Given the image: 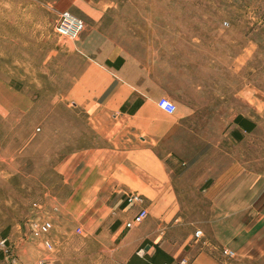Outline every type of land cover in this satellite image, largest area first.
Returning <instances> with one entry per match:
<instances>
[{
	"label": "crops",
	"instance_id": "0c3cea01",
	"mask_svg": "<svg viewBox=\"0 0 264 264\" xmlns=\"http://www.w3.org/2000/svg\"><path fill=\"white\" fill-rule=\"evenodd\" d=\"M72 1L83 9L80 16L70 12L83 20L84 30L72 41L78 62L64 80L62 96L87 113L101 145L65 159L67 207L107 214L125 264H174L182 257L189 264H211L220 246L235 256L263 255L262 153L257 162L256 154L239 148L256 125L244 114L248 104L255 113L262 109V94L247 87L245 39L241 44L231 31L199 23L174 27L168 39L167 0ZM18 2L5 8L0 3V33H13L4 45L9 54L15 49L16 63L24 19L33 32L40 26L32 14L38 2L27 5L26 16ZM7 92L18 97L14 107L22 111V94ZM161 96L175 103L173 114L157 107ZM11 106L2 101L0 113L6 117ZM237 115L254 123L253 129L236 124ZM166 145L174 147L160 154ZM126 192L142 201L122 202ZM141 207L147 217L125 228ZM187 218L202 225L205 241L190 231L180 240L168 235V224Z\"/></svg>",
	"mask_w": 264,
	"mask_h": 264
},
{
	"label": "rangeland",
	"instance_id": "374dc122",
	"mask_svg": "<svg viewBox=\"0 0 264 264\" xmlns=\"http://www.w3.org/2000/svg\"><path fill=\"white\" fill-rule=\"evenodd\" d=\"M34 1L38 7L32 14L39 18L40 26L33 32L24 19L17 63L15 49L9 54L4 45L5 36L13 37V33H0V103L12 104L6 117L0 113V240L8 238L6 244L11 246L6 255L0 249V264H38L42 259L46 264H125V257L115 249L117 241L112 238L107 214L103 218L98 210L78 211L66 204L65 159L70 153L101 145V139L89 127L87 113L62 96L64 80L78 62V55L72 52L73 42L58 35L49 24L52 21L55 24L57 11L67 9L80 16L83 9L72 0H33V4ZM31 2L22 0L24 16L30 15L27 5ZM0 3L5 8L7 4L14 5L15 0H0ZM165 3L168 39L175 36L174 27L198 23L231 31L241 44L245 39L247 87L248 91L262 94V109L255 113L248 104L244 114L256 125L245 134L250 140L248 144L238 147L256 154L257 159L261 152L262 159L257 162L262 163L264 170V0H167ZM197 77L193 75V81L197 82ZM7 88L22 94V111L15 109L18 97L9 94ZM208 91L213 92L202 90L204 94ZM234 115L231 114L232 118ZM173 147L160 146V154ZM236 149L232 145V151H239ZM170 153L174 156V152ZM125 196H122L124 203ZM196 213L197 219L203 221V210ZM43 219L53 222L49 232L51 250H46L30 234L32 223ZM189 220L177 226L168 224V235L180 240L186 231L194 233L201 229V224H189ZM200 240L205 241L204 237ZM20 243H23L21 250ZM189 261L186 259L187 264ZM211 264H264V254L231 258L217 255Z\"/></svg>",
	"mask_w": 264,
	"mask_h": 264
},
{
	"label": "built area",
	"instance_id": "2783aa9c",
	"mask_svg": "<svg viewBox=\"0 0 264 264\" xmlns=\"http://www.w3.org/2000/svg\"><path fill=\"white\" fill-rule=\"evenodd\" d=\"M53 28L58 35L64 36L68 40L74 41L84 30V22L80 17L76 16L70 11L63 10L57 13L56 21ZM156 105L159 109H161L167 114H173L176 110L175 103L165 96L159 97L156 100ZM125 201L127 204L133 203L135 201L141 202L142 198L138 194L129 193L126 194ZM147 215H148L147 209L141 207L135 215H133L129 220H127L124 223V227L127 229L132 228L135 224L141 223L147 217ZM52 228H53V222L49 219L35 221L32 223L30 234L33 238L38 239L40 244L46 250H51L53 244L49 237V232ZM194 236L196 238H201L202 231L199 229L195 230ZM7 242H8V238L6 237L0 240V249L5 255L11 251V246L7 245L6 244ZM217 250L224 257L231 258L235 256L232 250L224 246H220V248H217ZM38 264H46V263L44 259H42L39 261ZM164 264H171V263H164ZM174 264H187V262L186 259H180Z\"/></svg>",
	"mask_w": 264,
	"mask_h": 264
},
{
	"label": "trees",
	"instance_id": "16d2710c",
	"mask_svg": "<svg viewBox=\"0 0 264 264\" xmlns=\"http://www.w3.org/2000/svg\"><path fill=\"white\" fill-rule=\"evenodd\" d=\"M234 122L236 124H239L240 126H243L247 131H250L251 129H253L254 127V123L249 122L248 120H246L244 117H242L241 115H237L234 118Z\"/></svg>",
	"mask_w": 264,
	"mask_h": 264
}]
</instances>
